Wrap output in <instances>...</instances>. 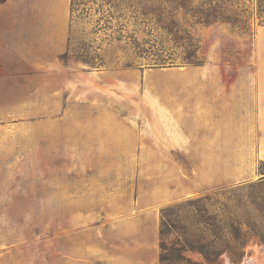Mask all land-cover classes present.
<instances>
[{
	"label": "rangeland",
	"instance_id": "374dc122",
	"mask_svg": "<svg viewBox=\"0 0 264 264\" xmlns=\"http://www.w3.org/2000/svg\"><path fill=\"white\" fill-rule=\"evenodd\" d=\"M70 1L59 69L0 104V264H77L138 208L158 233L169 208L163 264H264V163L244 150L256 119L241 93L264 77V24L196 25L202 65L178 48L157 66L145 58L156 0H124L121 21L102 0L73 14ZM84 152L102 158L80 166Z\"/></svg>",
	"mask_w": 264,
	"mask_h": 264
},
{
	"label": "crops",
	"instance_id": "0c3cea01",
	"mask_svg": "<svg viewBox=\"0 0 264 264\" xmlns=\"http://www.w3.org/2000/svg\"><path fill=\"white\" fill-rule=\"evenodd\" d=\"M67 2L5 0L0 4V71L6 73L0 76V104L21 101L25 96L20 93L22 88L52 79L49 71L59 69L66 47ZM24 72H32L33 76L28 78ZM245 87L241 93L254 103L256 135L245 142L244 150H256L264 163V77ZM90 156V152H84L76 161L84 166L90 163ZM98 156L92 153V160L100 161L102 157ZM156 219L149 210L138 208L134 215L110 228L121 237L101 238L104 250L98 255L79 256L77 264H160Z\"/></svg>",
	"mask_w": 264,
	"mask_h": 264
},
{
	"label": "trees",
	"instance_id": "16d2710c",
	"mask_svg": "<svg viewBox=\"0 0 264 264\" xmlns=\"http://www.w3.org/2000/svg\"><path fill=\"white\" fill-rule=\"evenodd\" d=\"M109 8L119 9L116 20L123 17L124 0H102ZM5 0H0V4ZM75 0L70 1V13L73 14ZM131 0H125L127 8H131ZM153 17L150 37L151 51L145 52L148 64L157 66L172 65L180 55L175 51L182 49L181 64L200 66L202 61L197 56V42L192 37L191 30L199 25L207 27L215 24L227 25L240 34H249L250 24H264V0H156L149 11ZM108 19H113L109 13ZM121 21V20H120ZM148 22V23H149ZM120 22L119 27H123ZM147 23V24H148ZM66 56V55H65ZM139 57V56H138ZM64 59V57H62ZM189 203L192 200L188 201ZM169 208L162 209L160 237L164 236L166 226L165 215ZM161 242L160 248L164 250ZM160 264L168 261L166 256H159Z\"/></svg>",
	"mask_w": 264,
	"mask_h": 264
}]
</instances>
